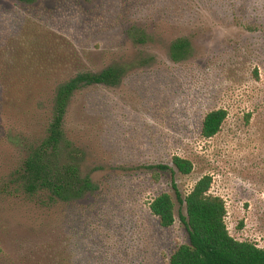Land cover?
I'll return each instance as SVG.
<instances>
[{"label":"rangeland","instance_id":"rangeland-1","mask_svg":"<svg viewBox=\"0 0 264 264\" xmlns=\"http://www.w3.org/2000/svg\"><path fill=\"white\" fill-rule=\"evenodd\" d=\"M0 2V62L20 46L11 37L20 19L39 24L25 42L35 62L0 106V264H49L42 254L64 236L78 240L73 264H169L189 242L172 182L184 197L206 174L225 200L230 234L264 248V0ZM135 22L152 34L147 43L127 34ZM179 36L193 50L175 62L170 44ZM144 56L155 59L143 64ZM115 63L128 68L122 82L79 90L65 120L83 151L82 174L99 188L68 204L39 202L16 169L47 134L56 82ZM220 107L228 111L221 130L202 137L204 115ZM174 155L190 159L192 172L181 173ZM157 164L172 170L145 167ZM161 192L175 202L168 228L149 208Z\"/></svg>","mask_w":264,"mask_h":264},{"label":"trees","instance_id":"trees-1","mask_svg":"<svg viewBox=\"0 0 264 264\" xmlns=\"http://www.w3.org/2000/svg\"><path fill=\"white\" fill-rule=\"evenodd\" d=\"M16 1L18 5H33L39 0ZM4 9L0 2V19ZM17 28L11 37H18L20 46L14 55L5 62H0V106L12 94L14 96L17 93L11 87L13 79L28 76L27 73L35 62H29L33 47L26 46L25 42L29 38L27 33L37 32L39 24L25 17L20 19ZM127 34L137 44L147 43L152 36L148 28L138 22L131 24ZM2 36L4 33L0 29V37L5 38ZM192 50V40L187 36H179L170 44V57L179 62L188 58ZM153 59L155 57L144 56L141 61L147 64ZM127 69L125 65L115 63L100 71L79 70L56 82L47 134L39 143L29 145L27 156L16 169L18 181L26 193L38 197L39 202L45 204H68L99 188L90 175L82 174L83 151L75 147L67 137L65 120L69 105L79 90L92 85L118 86ZM227 116V109L222 107L208 111L202 121L201 136H215ZM172 162L183 174L191 173L194 167L190 159L180 155H174ZM145 167L160 171L172 170L167 164ZM212 183L210 174L203 175L182 197L176 184L172 182L178 201L185 207V213H180V220L188 230L189 242L181 243L174 249L169 257V264H264V248L250 240H238L230 234L226 223L225 200L211 191ZM149 208L161 227L168 228L176 222L175 202L170 193L161 192L154 196L149 202ZM64 237L67 239L58 237V243L54 242V245L45 249L47 253L42 254L41 261L44 257L49 264H73L68 258L72 254L71 246L75 248L78 240L71 242V238ZM75 262L82 264L79 260Z\"/></svg>","mask_w":264,"mask_h":264}]
</instances>
